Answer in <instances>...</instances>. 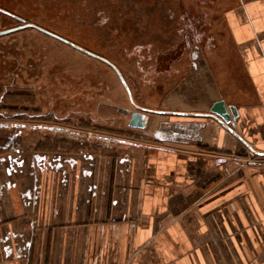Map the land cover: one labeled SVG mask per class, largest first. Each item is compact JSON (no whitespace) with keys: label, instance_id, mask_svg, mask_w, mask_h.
<instances>
[{"label":"crops","instance_id":"obj_1","mask_svg":"<svg viewBox=\"0 0 264 264\" xmlns=\"http://www.w3.org/2000/svg\"><path fill=\"white\" fill-rule=\"evenodd\" d=\"M225 21L238 99L152 111L117 161L0 157V264H264V0H233ZM221 100L234 127L211 116Z\"/></svg>","mask_w":264,"mask_h":264},{"label":"rangeland","instance_id":"obj_2","mask_svg":"<svg viewBox=\"0 0 264 264\" xmlns=\"http://www.w3.org/2000/svg\"><path fill=\"white\" fill-rule=\"evenodd\" d=\"M232 6L233 0H0L1 10L26 24L111 62L134 104L157 112H170L174 102L200 107L242 96L248 82L225 21ZM23 24L0 11V33ZM134 104L103 61L31 28L0 38V124L22 125L0 128V157L17 143L30 162L35 154L117 161L127 140L138 143L153 130L129 127L121 109L135 111Z\"/></svg>","mask_w":264,"mask_h":264},{"label":"water","instance_id":"obj_3","mask_svg":"<svg viewBox=\"0 0 264 264\" xmlns=\"http://www.w3.org/2000/svg\"><path fill=\"white\" fill-rule=\"evenodd\" d=\"M0 11L2 13H6L5 11L1 10ZM11 17L19 20L20 22L24 23L22 26L18 27V28H15V29H11V30H7V31H4V32H1L0 33V38L4 37V36H7L9 34H12V33H16L18 31H22L24 29H27V28H31V29H35L37 31H40L41 33H44L54 39H57L63 43H65L66 45H69L70 47L76 49L77 51L89 56V57H92L94 59H97V60H100V61H103L105 62L106 64L110 65L115 71L116 73L118 74L119 78L121 79L123 85L125 86L126 90H127V93L129 94V97H130V100L133 102L134 104V101H133V97H132V94H131V91L128 87V85L126 84V81L124 79V77L122 76L121 72L119 71V69L114 66L111 62H109L108 60L94 54V53H91L85 49H82L81 47L71 43L70 41L56 35V34H53L35 24H26L24 22V20L20 19V18H17L16 16H12ZM134 107H135V111H128V110H123L121 109V112L122 113H125V114H128L130 115V122H129V127L132 128V129H139V130H143L146 128V124H147V117L146 115H152V114H155L154 112L152 111H149V110H146V109H142L138 106H136L134 104ZM211 116H214L216 118H219L223 123L224 125H226L227 127H229V125H231L232 127H234V122H233V119H237L238 118V109L235 107V106H227L226 102L224 100H221V101H218L216 102L211 110ZM6 125H0V127H4ZM17 127H19V125H16Z\"/></svg>","mask_w":264,"mask_h":264},{"label":"flooded vegetation","instance_id":"obj_4","mask_svg":"<svg viewBox=\"0 0 264 264\" xmlns=\"http://www.w3.org/2000/svg\"><path fill=\"white\" fill-rule=\"evenodd\" d=\"M6 12V11H5ZM5 14H8L9 16H11V14H9V13H5ZM13 16V15H12ZM10 121H12V120H10ZM0 125H6V126H4V127H0V128H11V129H13L12 127H14V126H16V125H19V127H15V128H21L20 126H22L21 124H18V123H14V125L12 126V124H8V123H3V124H0ZM57 130H60V129H57ZM11 140V139H10Z\"/></svg>","mask_w":264,"mask_h":264},{"label":"trees","instance_id":"obj_5","mask_svg":"<svg viewBox=\"0 0 264 264\" xmlns=\"http://www.w3.org/2000/svg\"><path fill=\"white\" fill-rule=\"evenodd\" d=\"M16 119H20V117H18V118H16ZM14 140H11V143L13 142ZM7 144H9V143H7ZM8 148V147H7ZM6 148V150H4V151H10V152H15V151H18L19 149H18V144L17 143H15L13 146L11 145V148L10 149H7ZM0 153H1V151H0Z\"/></svg>","mask_w":264,"mask_h":264},{"label":"built area","instance_id":"obj_6","mask_svg":"<svg viewBox=\"0 0 264 264\" xmlns=\"http://www.w3.org/2000/svg\"><path fill=\"white\" fill-rule=\"evenodd\" d=\"M229 160V158L227 157H221L219 160H218V165H222L224 163H227V161Z\"/></svg>","mask_w":264,"mask_h":264}]
</instances>
